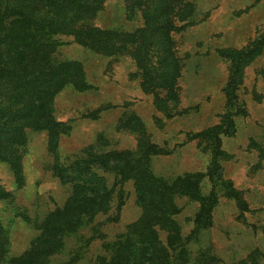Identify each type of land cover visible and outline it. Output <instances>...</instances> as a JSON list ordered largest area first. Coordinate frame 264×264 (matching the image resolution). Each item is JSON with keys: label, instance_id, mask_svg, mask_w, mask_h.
<instances>
[{"label": "trees", "instance_id": "obj_1", "mask_svg": "<svg viewBox=\"0 0 264 264\" xmlns=\"http://www.w3.org/2000/svg\"><path fill=\"white\" fill-rule=\"evenodd\" d=\"M106 1L0 0V165L8 169L13 182L8 187L0 180V264H75L83 259L94 240L105 237L102 227L118 219L124 202L123 186L130 179L142 214L114 240L102 241L103 253L97 254L95 264H187L183 252L200 230L212 225L219 196L232 199L243 217L249 210L230 180L224 178L221 160L223 137L233 133L235 117L246 114L238 91L244 60L255 53L257 43L247 50L234 51L228 58L225 111L217 124L200 132L210 161L194 183L189 178L170 183L156 177L150 157L162 154L164 149L139 131L133 150L106 147L108 141L102 135L99 148L88 145L71 156L61 155V139L70 134L72 126L56 117L55 98L67 86L86 91L92 85L82 63L56 57L60 36L69 35L82 47L105 56L133 58L145 92L159 85L153 74L162 81L161 87H156L160 88L156 100L164 116L181 113L175 111L177 92L163 80L167 72L178 70L172 34L186 26L189 3L121 0L128 20L136 14L143 20L134 32L94 23ZM153 57L159 60L153 62ZM169 78L174 80L173 75ZM135 122L133 116L119 118L115 127L132 132L137 129ZM30 132L45 134L46 151L52 159L50 172L62 187L59 199L49 195L41 203L40 213L24 205L20 197ZM202 177H206L208 186L204 194L199 185ZM175 196L197 202L192 228L182 236L172 221L171 229L177 232L162 239L161 228L179 212ZM112 208L114 211L108 214ZM20 228L31 237L26 248L14 251L13 235ZM58 257L61 259L55 262ZM215 261L207 243L200 264Z\"/></svg>", "mask_w": 264, "mask_h": 264}, {"label": "rangeland", "instance_id": "obj_2", "mask_svg": "<svg viewBox=\"0 0 264 264\" xmlns=\"http://www.w3.org/2000/svg\"><path fill=\"white\" fill-rule=\"evenodd\" d=\"M184 1L191 6L187 24L172 34L178 70L167 72L163 80L177 92L179 103L175 111L181 113L168 118L158 109L156 92L160 88L156 87H161L162 81L156 74L152 76L159 85L145 92L133 58L105 56L82 47L69 35L59 37L61 44L56 57L82 63L92 85L86 91L67 86L55 98L56 117L72 126L70 134L61 139L60 153L71 156L88 145L99 148L102 135L108 141L106 147L133 150L139 131L164 149L162 154L150 157V168L156 177L170 183L189 178L194 183L210 161L200 132L217 124L219 115L225 111L228 58L234 51L247 50L257 43L255 53L244 60L238 91L246 114L235 117L233 133L223 137L221 160L224 178L230 180L249 210L243 217L232 199L219 196L213 207L212 225L200 230L183 255L187 264H200L202 251L209 243L216 256L213 264H264V0ZM142 22L139 14L131 20L125 17L121 0L106 1L94 20L103 28L134 32ZM158 60L152 58L153 62ZM129 116L136 119L135 132L118 130L115 127L118 119ZM45 139L44 133L30 132L23 159L25 186L20 197L35 213L41 212V203L49 195L59 199L62 192L50 172L52 159L46 151ZM0 180L8 187L13 185L8 169L2 164ZM133 182L130 179L124 183V202L118 219L102 227L105 237L95 239L84 258L75 264H95L97 254L103 253L102 241L114 240L127 225L139 219L142 209ZM199 185L202 193H206V177L200 179ZM173 199L179 212L161 228L162 239L177 232L171 229L172 221L182 236L192 228L197 202L182 196ZM113 211L114 208L108 214ZM30 237L29 232L20 228L13 235V250L26 248Z\"/></svg>", "mask_w": 264, "mask_h": 264}]
</instances>
